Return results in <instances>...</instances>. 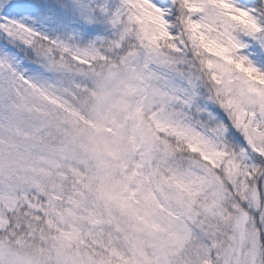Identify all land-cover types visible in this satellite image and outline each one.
<instances>
[{
  "label": "snow or ice",
  "instance_id": "snow-or-ice-1",
  "mask_svg": "<svg viewBox=\"0 0 264 264\" xmlns=\"http://www.w3.org/2000/svg\"><path fill=\"white\" fill-rule=\"evenodd\" d=\"M0 264H264V0H0Z\"/></svg>",
  "mask_w": 264,
  "mask_h": 264
}]
</instances>
